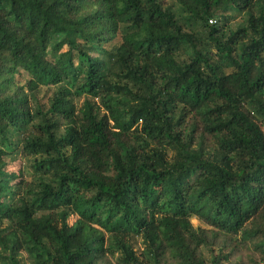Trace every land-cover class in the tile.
<instances>
[{
    "label": "trees",
    "instance_id": "1",
    "mask_svg": "<svg viewBox=\"0 0 264 264\" xmlns=\"http://www.w3.org/2000/svg\"><path fill=\"white\" fill-rule=\"evenodd\" d=\"M172 2L0 0V264H264V0Z\"/></svg>",
    "mask_w": 264,
    "mask_h": 264
},
{
    "label": "rangeland",
    "instance_id": "2",
    "mask_svg": "<svg viewBox=\"0 0 264 264\" xmlns=\"http://www.w3.org/2000/svg\"><path fill=\"white\" fill-rule=\"evenodd\" d=\"M168 3L170 5H172V8H173L174 12L176 14H178L179 8L176 5L173 4L172 0H168ZM63 50H65V48ZM229 71H230L229 68H225L224 67V72L225 73H228ZM25 80H26V78L24 76L16 77V81H17L18 84H24ZM59 89L60 88H58V87H55V88H52V87H50V88H41L35 93V97H34L35 99L32 97L33 101L35 100L36 102H39L40 105L46 106L48 101L53 98L54 93H57L59 91ZM31 164H32V159H25L23 161V168L26 171L25 180H28V181L30 180V177H29V175H30L29 166ZM74 220H75L74 218H71L70 222L73 223ZM192 223L194 225H198V222L196 220H192ZM0 254H3V252L1 250H0ZM205 255L207 256V252H205ZM23 258H25V257H23ZM23 263L24 264H31V260L30 259H25Z\"/></svg>",
    "mask_w": 264,
    "mask_h": 264
},
{
    "label": "built area",
    "instance_id": "3",
    "mask_svg": "<svg viewBox=\"0 0 264 264\" xmlns=\"http://www.w3.org/2000/svg\"><path fill=\"white\" fill-rule=\"evenodd\" d=\"M211 23V22H210Z\"/></svg>",
    "mask_w": 264,
    "mask_h": 264
}]
</instances>
